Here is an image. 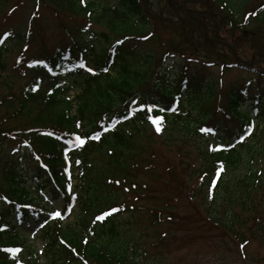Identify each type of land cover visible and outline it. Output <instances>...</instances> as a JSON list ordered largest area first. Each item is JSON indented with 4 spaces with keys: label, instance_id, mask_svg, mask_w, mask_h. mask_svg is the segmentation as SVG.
<instances>
[{
    "label": "trees",
    "instance_id": "obj_1",
    "mask_svg": "<svg viewBox=\"0 0 264 264\" xmlns=\"http://www.w3.org/2000/svg\"><path fill=\"white\" fill-rule=\"evenodd\" d=\"M212 1L238 32H243L238 25L249 18L245 8L251 2L257 4L252 20L264 23V0ZM32 3L29 25H35L40 17L41 5L86 23L64 26L66 45L41 58L28 59L25 72L33 77L18 97L1 95L5 116L0 118V143L8 138L21 140L27 147L24 152H31L39 164L31 169L28 182L17 169V161L5 153L0 155V264H137L135 252L127 247L118 228V216L132 213L133 207L114 204L110 198L115 188L126 192L136 188L134 181L130 188L122 187L113 176L134 180V165L138 166L143 152L136 146L135 136L153 125L147 115L163 117L161 137L170 141L176 135L172 142L179 143L183 159L193 161L189 167H197L193 173L200 183L193 196L201 195L203 207L207 202V223L220 227L222 236L239 241L238 246H245L248 240L264 244V35L263 46L253 47L257 53L254 61L259 62L246 68L253 77L223 88L200 62L184 60L187 56L176 49L178 45L170 44L158 60L154 47L161 45V40L146 0ZM190 9L179 6V0H161L159 18L172 21L170 14L175 16L181 10L200 21L209 19ZM89 24L103 29L92 31ZM198 27L204 26L199 23ZM253 32L255 29L251 35ZM29 34L28 30L26 37ZM14 39L23 40V36L11 31L0 36V60L7 50L3 45ZM173 54L181 58L172 68L176 72L163 65L164 58ZM216 64L228 69L236 63ZM3 68L0 64V72ZM65 77L75 80L77 96L73 100L68 93L75 87L64 86ZM34 105L35 117L30 122L20 119L29 128H2L16 123L11 115L17 112L20 116L32 114ZM145 105L156 107L149 113L147 107L140 110ZM202 128L212 131L201 132ZM77 135L85 140L83 146L75 142ZM241 136L245 137L242 141ZM94 153L99 157V168L90 159ZM22 158L26 159L25 154ZM76 171L80 187L71 190ZM47 191L63 201L57 220L50 218L55 211L37 198ZM75 203L74 224L63 226ZM104 213L110 214L96 219ZM25 224L41 229L25 235L21 230ZM242 232L249 234L248 240ZM37 234L44 240L40 251L25 245L27 237ZM14 248L20 251H7ZM151 261L157 264L155 258Z\"/></svg>",
    "mask_w": 264,
    "mask_h": 264
},
{
    "label": "rangeland",
    "instance_id": "obj_2",
    "mask_svg": "<svg viewBox=\"0 0 264 264\" xmlns=\"http://www.w3.org/2000/svg\"><path fill=\"white\" fill-rule=\"evenodd\" d=\"M86 1L88 3L102 1L109 4L116 2V0ZM160 1L146 0V9L154 13L152 15L156 21L152 23L161 40V45L154 47L158 60L166 54V49L170 48V44L174 47L178 45L176 49L187 56V59L184 58V60L189 64L194 60L200 62L201 67L203 65L212 76L217 77L223 88L231 84H242L253 77V73L247 71L246 68L259 62L254 61L257 53L254 52L253 47L254 45L263 46L262 37L264 35V23L253 21L250 16L257 5L256 3L251 2L246 6L245 13H248L249 18L240 22L238 27L243 28V32H238L231 28L228 19L212 0H179V6H188L192 8L190 12L203 14L205 18H209L201 21L191 14H182L181 10L175 13L177 21L172 14H170L172 21L167 18L163 21L165 17L160 19L158 12ZM32 8V0L0 1V36L6 31L19 32L23 36V40H7L3 45V47H7V50L0 60V64L4 66L0 72V98L3 95H9V98H13V95L18 97L28 85L33 77L31 73L25 72L28 59L41 58L50 54L53 48L67 44L64 26L73 28L74 25H79L81 22L86 23L80 20V17L56 14L51 10V7L41 5V9L38 11L40 17L35 25H29L30 20L27 18ZM199 23L204 27L199 28ZM89 25L88 27L92 31L103 29L95 24ZM254 29L255 32L251 35V30ZM28 30L30 34L26 37ZM229 46L234 49L236 56ZM164 59L166 61H163L164 64L163 62L162 64L169 68L170 72H176L172 68H175V63H178L181 58L177 54H173V56ZM222 61L225 63L235 62L236 64L233 68L223 69L220 64H216V62L221 63ZM63 85L67 88L75 87L68 93L69 98L73 100L77 96L75 80L65 77ZM0 106H2L1 102ZM35 106H31L32 114L20 116L21 113L17 112L11 115L16 119V123L9 122L2 128L10 130L14 125L17 126L16 128H29L28 124L24 125L27 122L20 119L26 118L25 120L30 122V119L35 117L33 114L36 110ZM244 107L245 110L250 111V106L245 105ZM2 112L4 111L0 107V118L5 116ZM161 136L162 133L156 131L155 125L143 130L139 136H135L136 146L141 147L143 152L139 158L141 161L137 162L138 166L134 165V180L128 178L123 180V177L119 175L113 176L114 180L122 184V187L130 188L129 184L133 181L136 185L135 190L132 188L130 192H126L121 187L115 188L110 198L114 204L133 207L132 213L126 212L118 216V228L124 234L123 239L126 238L125 240L129 244L127 247L135 252L136 263L153 264L151 258H155L157 264H264V244L260 241H249V234L242 232L243 239L248 240L242 248V246H238L239 241L230 235L222 236L223 231L220 227L210 226L207 223L205 220L207 202L203 207L201 195L196 198L193 196L200 183V179L196 178L197 176L193 173L197 167L194 169L189 167L193 161H188L187 157L183 159L180 146L178 147L179 143L172 142L176 135H173L170 141ZM6 140L0 143V155L5 153L10 159L17 161V169L20 174L22 173L24 179L30 182L31 169L35 164H39V161L31 155V152H24L27 147L22 145L21 140L11 138ZM28 151L30 150L28 149ZM186 153H184L185 156ZM24 154L26 159L22 158ZM93 156L90 159H94L97 168H99L101 165L99 157H96L95 153ZM147 163L151 164L150 168L146 166ZM196 165H198L197 162ZM75 175L76 179L72 180L71 188L80 187L78 173L76 172ZM37 198L48 209L52 208L56 212H60L59 209L62 207L60 198H55L48 191L41 192ZM2 209L0 201V211ZM76 210L75 204L71 208L67 222L62 224L63 226L68 224L70 227L74 224L73 212ZM153 214H156L155 217ZM170 214H172V218L169 216ZM21 230L27 235L33 234L39 229L25 224ZM244 230L245 228L242 227V231ZM27 244L34 246L39 251L44 240L37 234L33 238L27 237L25 245Z\"/></svg>",
    "mask_w": 264,
    "mask_h": 264
},
{
    "label": "snow or ice",
    "instance_id": "obj_3",
    "mask_svg": "<svg viewBox=\"0 0 264 264\" xmlns=\"http://www.w3.org/2000/svg\"><path fill=\"white\" fill-rule=\"evenodd\" d=\"M82 2H83V0H82ZM118 43H119V42H118ZM81 67H83V65H81ZM88 71L91 72L92 69H88ZM134 103H135V102H134ZM144 107H147V108H148V112L151 113V112L153 111V108L156 107V106H155V105H152V106H147V105H145V106H141L140 110H143ZM161 110H163V109H161ZM172 111H175V109H172ZM146 119H147L148 121H150L153 125L156 126V131H157L158 133L161 131V125H162V123H163V117L147 115V116H146ZM200 131H201V132H206V131H207V132H210V131H212V130H211V129H204V128H202V129H200ZM248 131H249V134H250V132H251V128H250ZM96 138H98V136H97ZM244 138H245L244 136H241V137H240V140L242 141ZM75 142H77V143H79V145L83 146L84 143H85V140L82 139L79 135H77V136L75 137ZM238 142H240V141H238ZM215 150H216L215 148H210V151H215ZM222 170H223V168L221 167L220 171H222ZM117 183H118V182H117ZM214 184H215V180H213V185H214ZM112 211H116V209H113ZM109 214H110V213H104V214L101 215V216H97L96 219H97V220H102V219L104 218V216L109 215ZM53 215L56 216V217H59V216L61 215V213H60V212H56V213H54ZM7 251H10V252H19L20 250H19V249H8Z\"/></svg>",
    "mask_w": 264,
    "mask_h": 264
},
{
    "label": "water",
    "instance_id": "obj_4",
    "mask_svg": "<svg viewBox=\"0 0 264 264\" xmlns=\"http://www.w3.org/2000/svg\"><path fill=\"white\" fill-rule=\"evenodd\" d=\"M231 48V47H230ZM232 49V48H231ZM232 51L234 52V50L232 49Z\"/></svg>",
    "mask_w": 264,
    "mask_h": 264
}]
</instances>
